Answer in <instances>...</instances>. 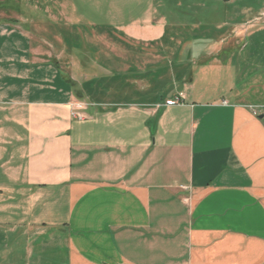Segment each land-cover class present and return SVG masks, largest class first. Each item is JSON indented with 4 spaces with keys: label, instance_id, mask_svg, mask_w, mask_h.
<instances>
[{
    "label": "crops",
    "instance_id": "1",
    "mask_svg": "<svg viewBox=\"0 0 264 264\" xmlns=\"http://www.w3.org/2000/svg\"><path fill=\"white\" fill-rule=\"evenodd\" d=\"M44 1L61 35L117 42L0 24V264H264V96L236 62L264 8L195 47L171 37L174 0ZM222 71L232 85L212 94Z\"/></svg>",
    "mask_w": 264,
    "mask_h": 264
},
{
    "label": "rangeland",
    "instance_id": "2",
    "mask_svg": "<svg viewBox=\"0 0 264 264\" xmlns=\"http://www.w3.org/2000/svg\"><path fill=\"white\" fill-rule=\"evenodd\" d=\"M16 1L21 7L20 13L16 9L0 11V24H11L10 20H17L15 23L19 24L23 22V20H26L27 25L30 27V30L32 31L34 36L46 39L49 42H52L53 45L59 44L60 42H62L63 39H65V41L68 42L75 41V47H79L80 42L85 45V48L88 47V45L97 46L101 50V53L106 52L101 47L103 44L117 42V40L111 37L110 35L101 34L98 32L96 34H88L86 32H74L63 33V35H61V33L57 32L56 21L59 23L60 20L63 19H59V21L58 19H56L54 8L52 11L43 13V11H45L44 8L46 5V1ZM53 5L55 4L53 3L52 7ZM247 5H251L255 8V10H259L260 8H264V0H252L251 2L247 0H232L230 3H224L222 0H213L212 2H208L207 5H205V3H201V0H174L166 2V6L161 8V10L165 12L169 22L170 20H176L180 22V25L186 27V29L182 30V33L172 34L171 37L175 42H189V44L194 43L195 47H199L202 46L203 43L211 42L210 40L215 41V39H218L223 36L222 34H224L227 29H217L218 24L231 20L230 18H233L234 20H238V18H240L239 20H242V9ZM156 7H159V3H156ZM79 8L81 14L82 12H86L81 9L84 8L83 5H79ZM158 9L160 10V8ZM81 18L82 17L73 19V22H78V19H80L81 23L83 22L84 24H86L83 20H81ZM86 20L88 21L90 20V18ZM76 28L77 30L79 28L82 30V25ZM63 29L64 28H61V30ZM239 40L241 43L252 42L255 44L253 48L248 49L243 55H240L238 57V60H236V62L239 63L238 69L239 81L241 82L240 84H243L242 80L247 79H251V82L254 80L255 82L254 78L256 77V79L259 81V84L258 82H255V84L259 85V87L261 85L260 89L263 92L262 96H264V24H257L252 30H250L249 33H244L239 38ZM59 51L60 50L57 49V52ZM76 52H79L80 54L82 53L81 50H78ZM152 52L153 51L151 50H149L148 52H144L145 54L144 56H142V60H140V65H143L142 68L145 72L152 70L154 67L150 66L154 62V59H152V55L148 54ZM78 57L80 59V57H82V54L81 56L78 55ZM187 58L188 57H185V59ZM91 60L92 62H94L93 59ZM79 61L82 63L86 62L84 60ZM99 65L101 64L99 63ZM187 68L193 70L195 79V84L190 89V92L198 93L200 92V90L205 88V86H203L204 84L201 83V68L198 65H191ZM234 72L235 71H233V73ZM169 76L170 73H168L167 76L164 77V79L168 78ZM208 77H210V73L208 74ZM229 77V73H227L226 71H222L219 76V82L213 83L207 89L215 95H221L227 92L229 90V85H232V83L229 82ZM145 84L146 86H148L147 83ZM258 88L256 87V92H258ZM161 89H164V87H162Z\"/></svg>",
    "mask_w": 264,
    "mask_h": 264
},
{
    "label": "trees",
    "instance_id": "3",
    "mask_svg": "<svg viewBox=\"0 0 264 264\" xmlns=\"http://www.w3.org/2000/svg\"><path fill=\"white\" fill-rule=\"evenodd\" d=\"M32 1H37V0H32ZM12 9L14 10L16 9L20 13L21 7L16 0H1L0 1V11H7V10H12ZM16 21L10 20V23L12 22L15 23Z\"/></svg>",
    "mask_w": 264,
    "mask_h": 264
},
{
    "label": "built area",
    "instance_id": "4",
    "mask_svg": "<svg viewBox=\"0 0 264 264\" xmlns=\"http://www.w3.org/2000/svg\"><path fill=\"white\" fill-rule=\"evenodd\" d=\"M183 95H181L179 98H176V99H174V100H170V101H168L167 102V105H169V106H172V105H178V104H180L181 103V101L183 100Z\"/></svg>",
    "mask_w": 264,
    "mask_h": 264
},
{
    "label": "water",
    "instance_id": "5",
    "mask_svg": "<svg viewBox=\"0 0 264 264\" xmlns=\"http://www.w3.org/2000/svg\"><path fill=\"white\" fill-rule=\"evenodd\" d=\"M224 1H230V0H224Z\"/></svg>",
    "mask_w": 264,
    "mask_h": 264
}]
</instances>
